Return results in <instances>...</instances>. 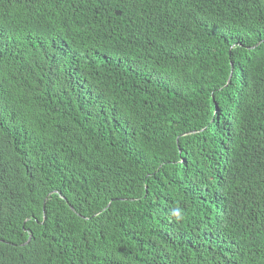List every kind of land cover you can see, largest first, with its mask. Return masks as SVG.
Returning a JSON list of instances; mask_svg holds the SVG:
<instances>
[{"label":"trees","instance_id":"obj_1","mask_svg":"<svg viewBox=\"0 0 264 264\" xmlns=\"http://www.w3.org/2000/svg\"><path fill=\"white\" fill-rule=\"evenodd\" d=\"M0 264H264V0H0Z\"/></svg>","mask_w":264,"mask_h":264},{"label":"clouds","instance_id":"obj_2","mask_svg":"<svg viewBox=\"0 0 264 264\" xmlns=\"http://www.w3.org/2000/svg\"><path fill=\"white\" fill-rule=\"evenodd\" d=\"M173 215H175V216H179V215H180L179 210L174 211V212H173Z\"/></svg>","mask_w":264,"mask_h":264}]
</instances>
